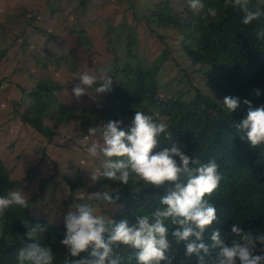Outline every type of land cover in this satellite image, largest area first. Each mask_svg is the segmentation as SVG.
<instances>
[{"label":"trees","instance_id":"obj_1","mask_svg":"<svg viewBox=\"0 0 264 264\" xmlns=\"http://www.w3.org/2000/svg\"><path fill=\"white\" fill-rule=\"evenodd\" d=\"M169 2L161 0L162 8L157 9L151 18H146V23L155 24L163 30H175L182 37L179 44L183 53L192 64L206 68L203 77L208 88L220 92L223 97L239 98L236 113H229L221 104L198 91L190 101L185 102L181 93L163 90L156 80V62L146 67L138 62L134 66L132 59L135 56L131 55L129 42L126 55L131 60L120 63L114 55L113 69L127 84L130 83L131 90L113 82L111 91L99 93L104 106L81 108L67 105L60 99L62 85L53 79L43 78L31 90H21L22 97L13 107L23 126L29 127L47 143L56 144H61L57 143L62 137L59 129L69 124H75L79 131L76 136L83 138L89 135V128H102L109 121H120L121 129L127 132L135 111L146 114L158 112L169 124L171 138L165 139L161 135L154 151L171 147L175 141L190 158H198L203 163L215 159L219 165L223 179L209 199L217 210V220L205 231L201 241L209 247V254L205 256L203 252L200 253V256H204L205 264H212L216 255V250L211 248L213 231H219L225 240L230 239V229L234 223L245 230L264 231V151L252 149L246 141L241 140L236 128L246 118L248 106L245 100L254 108L264 105V39L258 41L256 38V34L264 30V15L245 26L241 22V14L231 7H225L224 0H202L204 11L193 13L186 7L177 14ZM258 2L253 0V5H258ZM209 7L218 10L217 18L206 17ZM259 7L264 13V2ZM77 39L86 50L91 47L90 39L83 32L77 33ZM165 54L163 52V56ZM256 90H259V96L255 94ZM24 98L29 103L23 111L18 112ZM175 159L179 165V159ZM36 170L37 167L29 168L26 177L16 181L10 177L0 157V196L15 189L20 182L34 181L39 176ZM62 180L69 189V200L72 201L80 182L69 176H63ZM96 184L110 187L114 203L123 207L112 220L127 219L130 225L135 223L137 215H150L159 208V200L173 186L169 182L159 188L143 186L142 182L124 186L103 177ZM116 195H119L118 200L115 199ZM43 197L40 189L28 198V209L14 206L6 211L4 220L0 221L4 225L3 235H0V264H18L19 249L24 243L31 242L25 235L28 227L36 224L45 228L43 233H39L40 243L51 248L55 257L53 264H62L66 255V248L60 243L66 231L64 221L55 224L36 212L35 208ZM166 224L171 233L173 226L167 221ZM169 242L171 247L167 255L171 264H200L197 255H186L185 242L177 244L170 234ZM116 251L122 257L121 264H137L131 249L120 247ZM161 264L166 262L161 261Z\"/></svg>","mask_w":264,"mask_h":264},{"label":"rangeland","instance_id":"obj_2","mask_svg":"<svg viewBox=\"0 0 264 264\" xmlns=\"http://www.w3.org/2000/svg\"><path fill=\"white\" fill-rule=\"evenodd\" d=\"M169 5L176 14L188 7L187 0H170ZM162 6L161 0H0V157L16 181H22L29 168L37 167L39 176L31 183L20 182L15 189L28 198L42 189L44 199L35 208L41 217L59 224L73 203L95 204L86 196L113 190L90 179L101 160L88 155L89 143L85 137L76 136L79 131L75 124L59 129L62 137L57 143L61 144H56L47 143L20 123L13 105L21 99V90L27 92L39 79L50 78L62 85L60 99L65 104L81 108L104 106L94 88H86V94L76 98L72 90L80 81L73 78L86 70L97 76L103 71L115 84L131 90L130 83L113 69L114 55L120 63L131 60L126 55L129 42L134 66L138 62L142 67L156 62L160 88L181 93L185 102L198 91L222 105L223 95L206 85V68L192 64L183 53L179 44L182 37L173 29L146 23V18ZM79 31L91 41L88 50L78 42ZM28 103L24 98L18 112ZM63 176L80 182L72 201ZM83 194L84 199H80ZM97 207L111 220L123 209L103 202H98Z\"/></svg>","mask_w":264,"mask_h":264},{"label":"clouds","instance_id":"obj_3","mask_svg":"<svg viewBox=\"0 0 264 264\" xmlns=\"http://www.w3.org/2000/svg\"><path fill=\"white\" fill-rule=\"evenodd\" d=\"M187 4L193 13L205 9L202 0H187ZM224 6L240 13L245 26L264 15L259 5H253V0H224ZM217 15L216 8L207 9L206 17L215 19ZM256 38L258 41L264 39V30L259 31ZM73 79L80 81L72 90L76 98L85 95L86 88L97 84L94 88L97 93L111 91L113 83V78L103 71L97 76L86 70L75 74ZM255 94L259 96V90ZM221 103L232 113L240 102L239 98L225 96ZM244 103L248 106L246 118L236 125L240 139L252 149L264 151V105L254 108L248 100ZM169 127L158 112L135 111L127 132L121 129L120 121H109L99 129L89 128V135L85 137L89 142L87 153L101 160L100 166L90 174L93 182L103 177L124 186L141 182L143 186L157 188L165 182L173 186L159 200V208L150 215H137L131 225L127 219L113 221L101 215L98 202L106 205L115 202L108 190L86 196L95 204L73 203L64 217L66 231L60 243L66 248V255L62 264H121L122 257L116 251L120 247L131 249L137 264H161V261L171 264L167 255L171 247L169 234L177 244L185 242L187 256L195 254L200 264H205L200 253L207 256L210 249L201 241L205 231L217 220V210L209 199L218 190L223 177L215 159L207 163L192 159L175 143L154 151L161 135L171 138ZM175 158L179 159V165ZM84 197L83 194L80 199ZM115 199L118 200L119 195ZM14 206L30 207L28 197L19 189H10L0 196V221ZM166 221L173 226L171 233ZM3 230L4 225L0 223V235ZM44 231L39 224L28 227L25 235L31 242L19 249L18 264H53L55 257L51 248L40 243L39 233ZM211 241V248L216 250L212 264H264V231L245 230L234 223L230 239H222L219 231H213ZM257 252L260 254H255Z\"/></svg>","mask_w":264,"mask_h":264}]
</instances>
